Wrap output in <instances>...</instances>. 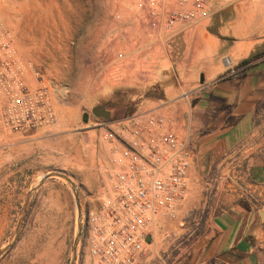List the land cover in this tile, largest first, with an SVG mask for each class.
Listing matches in <instances>:
<instances>
[{
  "label": "rangeland",
  "instance_id": "obj_1",
  "mask_svg": "<svg viewBox=\"0 0 264 264\" xmlns=\"http://www.w3.org/2000/svg\"><path fill=\"white\" fill-rule=\"evenodd\" d=\"M141 1L0 0V26L20 56L52 89L57 114L54 127L28 145L31 152L24 160L29 171L21 184L10 191L4 186L0 167V251H5L0 264H96L83 241V220L101 200V188L113 171L115 144L103 140L106 129L101 124L107 122L94 115L93 109L115 103L109 126L124 125L153 104L147 99L153 85L138 79L148 77L140 55L157 38L166 56L177 60L184 50L182 38L152 27L150 23L156 18L148 6H139ZM249 5L252 11L264 12L258 0H250ZM224 11L222 17L211 15L214 30L234 18V6H226ZM260 20L264 19L256 17V29ZM233 41L228 39V43ZM153 64L157 66L150 69L161 71L158 61ZM5 150L0 141V165ZM54 173L70 178L78 190L60 176L46 179ZM217 186L212 177L199 178L177 217L162 219L152 229V244L142 255H153L152 264H170L192 251L210 219L221 209ZM206 206L209 219L200 227L195 212Z\"/></svg>",
  "mask_w": 264,
  "mask_h": 264
},
{
  "label": "crops",
  "instance_id": "obj_2",
  "mask_svg": "<svg viewBox=\"0 0 264 264\" xmlns=\"http://www.w3.org/2000/svg\"><path fill=\"white\" fill-rule=\"evenodd\" d=\"M148 1L139 6L147 8ZM249 1L235 5L234 18L217 30L210 16L171 31L184 41L182 58L162 54L158 38L140 55L148 77L139 80L153 86L168 82L164 97L140 112L171 116L177 133L190 141L194 160L188 196L199 178L212 177L222 197L221 209L192 251L170 264H264V58L239 67L254 52L264 51V20L255 28L256 17L264 19V12L252 11ZM258 2L264 7V0ZM226 6L219 3L211 15L222 17ZM163 21L158 17L150 24L156 30ZM230 38L234 41L228 43ZM155 61L161 71L150 69ZM47 130L2 135L7 150L0 167L10 191L29 171L24 160L31 152L28 145ZM154 258L141 255L136 264H152Z\"/></svg>",
  "mask_w": 264,
  "mask_h": 264
},
{
  "label": "built area",
  "instance_id": "obj_3",
  "mask_svg": "<svg viewBox=\"0 0 264 264\" xmlns=\"http://www.w3.org/2000/svg\"><path fill=\"white\" fill-rule=\"evenodd\" d=\"M244 1L149 0L148 8L152 17H164L163 28L171 32L210 17L221 2ZM56 122L52 89L0 26V134L37 132ZM124 123L101 124L103 140L115 144L113 171L98 206L83 220L82 236L96 264H136L150 245L152 229L162 219H175L189 192L194 154L190 141L174 129L173 118L141 111Z\"/></svg>",
  "mask_w": 264,
  "mask_h": 264
},
{
  "label": "trees",
  "instance_id": "obj_4",
  "mask_svg": "<svg viewBox=\"0 0 264 264\" xmlns=\"http://www.w3.org/2000/svg\"><path fill=\"white\" fill-rule=\"evenodd\" d=\"M262 58H264V51L263 52L256 51L249 58L243 60L240 63L239 67L242 68V67L247 66L250 63L255 62V61L262 59ZM170 79L174 80L173 75L170 77ZM167 84H168V82H163V83L160 82L157 85L153 86L151 89L152 90L151 93L147 94V99L152 100V101L161 100L164 97L163 90ZM209 212L210 211H209V208L207 206L203 210L195 212L197 214L196 218H199L198 222H199L200 227H204V225H206V223L209 219Z\"/></svg>",
  "mask_w": 264,
  "mask_h": 264
},
{
  "label": "water",
  "instance_id": "obj_5",
  "mask_svg": "<svg viewBox=\"0 0 264 264\" xmlns=\"http://www.w3.org/2000/svg\"><path fill=\"white\" fill-rule=\"evenodd\" d=\"M93 113H94V115H96L98 118L103 119V120H105V121H109V120L111 119V115H112V112H111L110 110H107L105 105H102V106H98V107H96L95 109H93ZM54 176H60V177H62V178H64V179H66V180L72 185V187H73V189H74L75 191L78 190V187L76 186V184H75L70 178L66 177L65 175H61V174H58V173L49 174V175H47L46 179L49 178V177H54ZM43 183H44V181H42V182L40 183V185H42ZM77 205H78V208H79V211H80V216H81V215H82V214H81V205H80V198H79L78 195H77ZM26 214H27V209L24 211V214H23V216H22V218H21V220H20V222H19V225H18V228H17V233H16V239H17V237H18V235H19V233H20V230H21V227H22V225H23L24 218H25ZM81 231H82V230H81ZM80 234H81V233H80ZM150 240H151V238L149 237V238H148V241L150 242ZM12 245H13V244H10V245L6 248V250L10 249V248L12 247ZM4 252H5L4 250L0 251V257L2 256V254H3ZM72 264H74V262H72Z\"/></svg>",
  "mask_w": 264,
  "mask_h": 264
},
{
  "label": "flooded vegetation",
  "instance_id": "obj_6",
  "mask_svg": "<svg viewBox=\"0 0 264 264\" xmlns=\"http://www.w3.org/2000/svg\"><path fill=\"white\" fill-rule=\"evenodd\" d=\"M105 106H106V109L107 110H110L111 111L112 108L116 107V104L109 102ZM113 115H114V113L112 112V117H113Z\"/></svg>",
  "mask_w": 264,
  "mask_h": 264
}]
</instances>
